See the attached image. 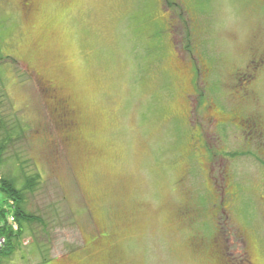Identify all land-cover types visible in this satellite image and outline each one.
<instances>
[{"label":"rangeland","instance_id":"rangeland-1","mask_svg":"<svg viewBox=\"0 0 264 264\" xmlns=\"http://www.w3.org/2000/svg\"><path fill=\"white\" fill-rule=\"evenodd\" d=\"M27 1L0 0V118L24 128L0 176L44 224L5 263L212 264L191 246L209 236L207 153L226 150L241 180L253 158L207 119L264 125V0ZM41 80L69 100L71 141ZM11 214L0 190V224Z\"/></svg>","mask_w":264,"mask_h":264},{"label":"flooded vegetation","instance_id":"flooded-vegetation-1","mask_svg":"<svg viewBox=\"0 0 264 264\" xmlns=\"http://www.w3.org/2000/svg\"><path fill=\"white\" fill-rule=\"evenodd\" d=\"M33 4L30 0L24 7L29 11L34 8ZM41 81L47 94L51 96L55 91L51 96L53 108L60 113L65 141H71L77 121L73 118L69 100L56 94L51 81ZM207 122L212 132L213 129L219 130L221 135L214 132L212 138L223 146L227 142V129L230 126L236 128V137L243 147L241 158L251 156L253 160L248 161L249 169L243 175L245 179L241 180L234 170L225 167L235 158L228 156L226 150L219 152V156L215 150H209V162L205 164L211 201L209 236L207 239L205 236L196 237L191 244L192 250L208 252L212 264H258L264 259V125L259 115L230 119L226 113H216L212 109ZM105 237V233L98 229L91 244L100 247Z\"/></svg>","mask_w":264,"mask_h":264},{"label":"trees","instance_id":"trees-1","mask_svg":"<svg viewBox=\"0 0 264 264\" xmlns=\"http://www.w3.org/2000/svg\"><path fill=\"white\" fill-rule=\"evenodd\" d=\"M166 3L169 7L177 6V4L172 3V1L170 0H166ZM9 60H12V62L15 63L14 59L9 58ZM0 61L2 60L0 59ZM23 132L24 128L19 125L17 126V129L15 131H11V128L5 124V121L2 118H0V167L3 164L5 152L7 151L10 144L13 143L15 140L14 136L18 135L20 137L22 136ZM38 180V175L27 177L25 180L24 189L28 191L35 190L38 183L36 181ZM0 185V190H2L6 194L8 204L12 207V214L10 215V217H14L18 225V230H14L10 226V217L8 218L7 224H0V235L5 236L7 239L6 247L3 251H1L3 264H6L5 259L11 257L14 254L19 239L24 232L25 226H30L36 223H44L38 216L28 213L24 209V192L23 189H19L17 187L16 179L6 177L3 178L0 176Z\"/></svg>","mask_w":264,"mask_h":264},{"label":"built area","instance_id":"built-area-1","mask_svg":"<svg viewBox=\"0 0 264 264\" xmlns=\"http://www.w3.org/2000/svg\"><path fill=\"white\" fill-rule=\"evenodd\" d=\"M10 224L12 225L14 230H18V226L16 224V220L14 217H10ZM7 239L5 236L0 235V264H3V259L1 257V251H3L6 247Z\"/></svg>","mask_w":264,"mask_h":264},{"label":"snow or ice","instance_id":"snow-or-ice-1","mask_svg":"<svg viewBox=\"0 0 264 264\" xmlns=\"http://www.w3.org/2000/svg\"><path fill=\"white\" fill-rule=\"evenodd\" d=\"M258 264H264V259H260V260L258 261Z\"/></svg>","mask_w":264,"mask_h":264}]
</instances>
